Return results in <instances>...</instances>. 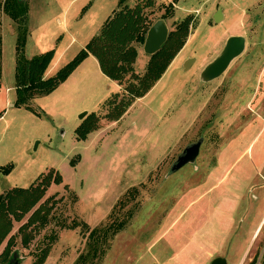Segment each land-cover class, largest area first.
<instances>
[{"label":"rangeland","instance_id":"374dc122","mask_svg":"<svg viewBox=\"0 0 264 264\" xmlns=\"http://www.w3.org/2000/svg\"><path fill=\"white\" fill-rule=\"evenodd\" d=\"M26 1L25 57L55 49L50 75L99 32L118 4ZM219 12L224 17L217 18ZM188 14L198 23L152 90L120 120H101L78 141L74 130L121 91L119 84L87 62L79 78L54 92L25 107L7 105L16 100L18 27L0 13V168L12 165L9 173L0 171V194L27 188L49 169L63 178L40 202L59 200L47 227L28 248L16 236L13 261L31 264L49 247L45 264H211L218 256L228 264H264V222L255 234L264 215V0H180L165 22L172 29ZM231 36L246 39L244 51L220 78L204 82L202 71ZM148 58L139 47L136 73ZM200 139L197 158L171 175L184 148ZM29 215L14 223L11 235ZM83 221L99 231L94 238L85 228H68ZM90 245L99 249L95 257L78 260Z\"/></svg>","mask_w":264,"mask_h":264},{"label":"trees","instance_id":"16d2710c","mask_svg":"<svg viewBox=\"0 0 264 264\" xmlns=\"http://www.w3.org/2000/svg\"><path fill=\"white\" fill-rule=\"evenodd\" d=\"M179 2L180 0H170L168 4H157L155 0H134L133 4L129 5L128 0H118L117 8L103 22L99 32L68 63L61 66L53 75H47L55 58V49L32 58L25 57V43L28 35L26 23L29 9L27 1L0 0V13L7 14L18 27L15 43L17 86L14 106L25 107L32 98L54 92L67 81L86 58L92 56L98 61L101 73L106 78L116 81L121 91L111 94L97 113L87 114L88 116L74 130L76 139L86 140L92 132L99 129L101 120L109 122L120 120L134 102L145 97L162 78L176 55L186 45L191 30L197 25L198 22L193 14L186 15L182 20L174 21L166 43L158 52L149 56L144 71L136 73L138 48L144 45L150 27L158 19L166 21L168 18H173ZM157 13L161 14L157 16ZM1 44L0 36V79L2 75ZM9 167L4 169L1 167L0 171L7 174ZM62 183L61 174L55 169H49L27 188L13 187L0 194V247L7 240L6 248L0 254V264H9L13 255L12 249L16 245V236L21 238L23 247L28 248L35 235L47 227L51 212L59 200L56 201V197L52 196L42 204L40 202L52 185ZM28 215L27 221L18 229L17 235H11L14 223L22 222ZM78 227L85 228V232H89L88 237L94 238L99 233L97 229L91 230L84 221L73 222L72 226H68L69 229ZM98 250V247L90 245L87 252L80 255L78 260H84L89 255L95 257ZM49 252L50 248H45L31 264H45Z\"/></svg>","mask_w":264,"mask_h":264},{"label":"water","instance_id":"95a60500","mask_svg":"<svg viewBox=\"0 0 264 264\" xmlns=\"http://www.w3.org/2000/svg\"><path fill=\"white\" fill-rule=\"evenodd\" d=\"M221 12L216 16L220 17ZM218 21V20H216ZM169 26L164 20L158 19L150 27L147 32L145 43L143 45L144 52L151 56L158 52L161 47L166 43L169 34ZM246 39L244 37L231 36L228 38L221 54L216 59L206 66L202 71L201 76L204 82H210L221 77L224 71L229 65L237 59L245 49ZM86 112L80 116L83 118L86 116ZM203 140L200 139L197 142L191 143L189 146L184 148L185 150L178 156L177 160L172 164L170 174L178 171L186 164L193 162L200 152V146ZM14 264H18L15 262ZM211 264H228L225 257H216L211 261Z\"/></svg>","mask_w":264,"mask_h":264},{"label":"crops","instance_id":"0c3cea01","mask_svg":"<svg viewBox=\"0 0 264 264\" xmlns=\"http://www.w3.org/2000/svg\"><path fill=\"white\" fill-rule=\"evenodd\" d=\"M156 2H157V4H162L161 2H159V1H157V0H155ZM167 1V0H166ZM168 1H170V0H168ZM128 2H130V0H128ZM133 2H134V0H133ZM113 10H114V8H113ZM113 10H112V12H113ZM112 14V13H111ZM110 14V15H111ZM109 15V16H110ZM108 16V17H109ZM107 17V18H108ZM220 17H224V14H222V12H221V14H220ZM106 18V19H107ZM105 19V20H106ZM220 20L221 19H218V21L220 22ZM166 23V22H165ZM168 25V24H167ZM169 26V25H168ZM93 36H91V37H89V40L92 38ZM188 39V38H187ZM88 40V41H89ZM87 41V42H88ZM71 42H72V40H71ZM70 42V43H71ZM84 43V42H83ZM87 44V43H86ZM85 44V45H86ZM245 46H246V44H245ZM142 48H143V46H142ZM55 59H56V57L54 58V60H53V64L51 65V67H50V69L48 70V72H47V75H50V73H51V71L54 69V67H55V63L56 62H54L55 61ZM175 60V59H174ZM173 60V61H174ZM87 62H93V64L95 65V66H97V64H98V61H96L92 56H89L88 58H86L85 60H84V62L79 66V68L75 71V72H73L69 77H68V79H67V81H65L64 83H66V82H72L73 81V79H77V78H79V74H76L77 73V71H79V69L80 68H82L83 66H85L86 64H87ZM99 65V64H98ZM57 70V69H56ZM76 77V78H75ZM64 83H62V84H64ZM9 89V88H8ZM7 89V90H8ZM7 101V105H12L14 102L13 101H11V100H9V99H7L6 100ZM15 101V100H14ZM3 117H4V115H2L1 117H0V119H3ZM5 120V119H4ZM263 222H264V215H263V221L260 223V225H259V227H258V229H256V231H255V234H256V232L257 231H259L260 230V228H261V226H262V224H263Z\"/></svg>","mask_w":264,"mask_h":264},{"label":"flooded vegetation","instance_id":"af4514ba","mask_svg":"<svg viewBox=\"0 0 264 264\" xmlns=\"http://www.w3.org/2000/svg\"><path fill=\"white\" fill-rule=\"evenodd\" d=\"M13 256H14V254L12 255V258H13ZM12 258H11V260L9 261V264H14V263H15V261H13Z\"/></svg>","mask_w":264,"mask_h":264}]
</instances>
